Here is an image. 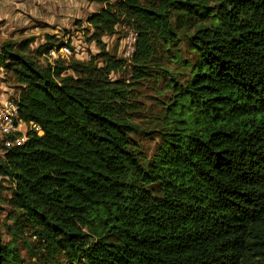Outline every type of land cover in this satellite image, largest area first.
<instances>
[{"label":"trees","instance_id":"1","mask_svg":"<svg viewBox=\"0 0 264 264\" xmlns=\"http://www.w3.org/2000/svg\"><path fill=\"white\" fill-rule=\"evenodd\" d=\"M88 1L102 5L88 19L101 48L120 22L138 32L134 82L161 49L186 77L171 67L155 76L173 97L145 158L127 82L110 78L123 60L103 49L43 66L63 41L49 37L35 54L32 37L0 44L19 117L43 132L0 143L11 182L0 198L13 211V224L0 214V264H32L18 252L19 240L34 247L24 231L44 264H264V0Z\"/></svg>","mask_w":264,"mask_h":264},{"label":"rangeland","instance_id":"2","mask_svg":"<svg viewBox=\"0 0 264 264\" xmlns=\"http://www.w3.org/2000/svg\"><path fill=\"white\" fill-rule=\"evenodd\" d=\"M112 2H115V0H112ZM77 6V15L68 12V14H66L68 17L67 19H71L72 21L67 25L61 26L60 29H50L51 26L46 23L44 24L46 26L26 24L18 27L17 21L11 22L5 27L3 25L5 20H2L0 21V44L10 39L20 41L22 39L32 37L34 40L30 45V51L35 54L36 49L40 44L46 43V41L49 40V37H55L54 39H50V41H55L57 43L59 41H63L67 42L69 45L74 43L80 47L78 52L70 58L61 59V64L68 63L72 59L88 61L91 56L97 55L102 52L103 49L108 51L117 59L123 60L122 66L117 71H113L110 74V78L112 80H126L128 85L127 88L130 91V101L133 104V107L130 109V117L134 126L132 138L138 144V148L143 157L150 158L160 142L159 136L162 129L160 117L164 114L173 97L170 88H168L166 83L163 81V78L157 80L155 76L162 71L161 68L167 67L174 68V70L178 69L181 73L179 76L181 80L186 77L187 72L183 67L169 62L165 51L161 49L160 53L162 58H158L161 63L156 64L154 61L147 70L149 75H147L143 80L134 82L132 77L133 58L124 56L125 53L122 50L121 45L124 36H128L131 32L138 34L136 29L131 24L128 25L124 22L118 23L115 28L116 32L113 35L102 36L101 41L104 44V48H101L94 36L97 30L92 27V25L88 22V19L93 13L99 11L102 5L97 3L87 5L86 2V4L78 3ZM19 8H21L20 5ZM36 27L38 28L35 29V31L28 32L29 29ZM43 27H49V29H44ZM56 35H58L59 38H57ZM177 47H179L178 53L181 54L182 58L194 59V53L188 49L187 42H181ZM101 60L102 57H99L98 64L100 66L103 65ZM39 63L43 66L48 63L46 54L39 57ZM65 73H73V71L67 70ZM4 91L11 97H16L18 94L15 80L10 74H7L4 69L0 68V94ZM4 139H6L5 136L0 134V143L6 145L7 143ZM0 153H2V149H0ZM10 186L11 182L0 176V189L4 195H10ZM0 205L1 219H7L8 223L13 224L11 219H8V215H13V211L4 197L0 198ZM14 216H16V213H14ZM22 233L27 241L33 244L31 246H34L33 249L28 250L23 240L18 241V252L23 260L32 264L37 261H39V264H44L41 262V255L33 256L36 255L37 249H40L35 248V246H39L36 236L27 231ZM3 236L5 241H9L11 238V236L7 233H4Z\"/></svg>","mask_w":264,"mask_h":264},{"label":"crops","instance_id":"3","mask_svg":"<svg viewBox=\"0 0 264 264\" xmlns=\"http://www.w3.org/2000/svg\"><path fill=\"white\" fill-rule=\"evenodd\" d=\"M86 2L87 5L96 3L88 0H0V21L5 20L3 24L5 27L17 21L18 27L26 24L46 26L44 25L46 23L51 26L50 29H60L61 26L72 21L67 19L66 14L70 12L77 15V4H86ZM37 28H31L28 32H33ZM43 28L49 29V27ZM1 93L0 97L10 96L5 91Z\"/></svg>","mask_w":264,"mask_h":264},{"label":"built area","instance_id":"4","mask_svg":"<svg viewBox=\"0 0 264 264\" xmlns=\"http://www.w3.org/2000/svg\"><path fill=\"white\" fill-rule=\"evenodd\" d=\"M138 34L131 32L128 36L122 39L121 48L124 51V56L132 57L136 50ZM77 44L69 45L64 42L60 47H51L46 53V57L50 63L57 59H68L79 50ZM24 128V129H23ZM34 130L41 135L43 132L36 123H26L19 117L17 101L14 97L6 96L0 97V134L8 136L14 132H21V137L16 141L18 143L24 142L27 139L28 131Z\"/></svg>","mask_w":264,"mask_h":264}]
</instances>
